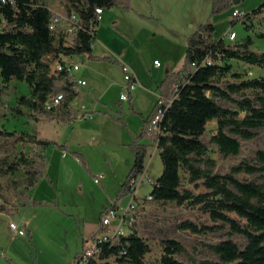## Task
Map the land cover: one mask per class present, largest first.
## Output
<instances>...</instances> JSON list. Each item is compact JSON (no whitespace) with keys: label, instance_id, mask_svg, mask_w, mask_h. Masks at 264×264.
<instances>
[{"label":"trees","instance_id":"1","mask_svg":"<svg viewBox=\"0 0 264 264\" xmlns=\"http://www.w3.org/2000/svg\"><path fill=\"white\" fill-rule=\"evenodd\" d=\"M130 1L65 0L61 10L66 14L75 11L81 25L67 43L60 31L49 28L52 13L42 0H0V14L6 22V27L0 30V77L4 83L18 79L29 86V92L17 97L12 110L25 113L22 109L25 106L30 110L29 115L36 119L72 120L74 116L69 103L77 94L78 84L74 76L65 70L51 72L46 55L58 52L86 54L89 59L113 62L110 56L91 53L92 36L88 30L92 23H99L96 7L109 9L116 6L129 11ZM212 3L216 11L232 7L233 0H213ZM262 11L264 3L245 13V16L250 19ZM245 26L249 27L248 24ZM214 32L211 23H202L187 36L182 67L164 77L159 85V98L145 119L147 123L153 116L159 100L163 103L171 100L160 121V131L149 136L151 141L156 142L162 162V172L151 181L149 194L152 200L173 201L178 206L208 217L207 222L180 221L178 229L195 234L225 230L228 236L238 235L244 241L241 245L228 237L210 243L207 246L217 260L206 259L192 264H264V185L248 177L252 174L264 176V150L256 151V162L243 159L232 164L228 171L218 170L216 159L208 152L209 143L216 146L223 157L236 155L242 140L256 137L255 129L264 126V77L242 78L240 72L232 71L235 81L220 85L216 80V77L231 70V64L222 63L223 60L237 59L264 68V52L250 48L249 36L240 43L229 45L221 37L214 39ZM258 35L264 37V32ZM207 56L212 62L202 65ZM193 63L195 68L191 67ZM172 83L176 88L170 91ZM244 88L258 91L254 97L244 94L235 96ZM58 92L64 95L58 108L55 111L45 110L46 98ZM219 99L229 100L235 109L222 106ZM129 111L136 113L132 104ZM240 111L242 115H239ZM213 119L216 120V130L207 143L202 136L206 123ZM116 120L121 121L118 116ZM10 134L0 129V136ZM145 135L144 126L134 141L128 144L133 164L108 207L117 209V201L133 192L135 180L144 172V159L150 145L140 141ZM19 140L31 143L34 148L30 155L21 152L8 162L9 171L22 169L24 172L20 179L10 181L17 201L13 206L14 213L28 203L35 206L41 204V201L30 199L26 191L34 187L45 172L44 149L57 144L55 140L41 137L39 131L24 133ZM73 154L87 170L83 155L78 152ZM20 186H24V190H20ZM9 210L6 204H0V212ZM163 243V253L156 264H185L175 256L184 251L182 242L169 238ZM148 251L146 240L131 227L129 233L103 242L98 256L89 258L84 264H143ZM79 255L80 252L76 253L70 264H75Z\"/></svg>","mask_w":264,"mask_h":264},{"label":"rangeland","instance_id":"2","mask_svg":"<svg viewBox=\"0 0 264 264\" xmlns=\"http://www.w3.org/2000/svg\"><path fill=\"white\" fill-rule=\"evenodd\" d=\"M42 1L55 10H61L65 4V0ZM212 2L213 0H151L150 3L148 0H132L133 10L129 12L114 6V11L102 14L101 24L105 23L113 30L118 27L122 34L117 30L116 32L127 41L126 44L116 49L111 48L114 52L111 56L116 59L123 56L126 49L132 48L131 60L124 58V62H130L132 68L140 69L146 76L142 77L133 91L141 94L137 105L142 112L146 111L155 97L151 87L153 82L167 69L176 71L182 64L186 36L193 32L199 24L211 23L215 29L214 39L222 37L223 33L229 29L234 30L235 40L223 37V42L229 45L240 43L249 36L251 38L250 48L256 52H264V37L258 35L264 32V11L251 16L250 19L244 16L233 20L231 16L234 8L248 13L264 3V0H240L228 9L216 11ZM135 11L146 15L152 14L155 18L142 19L136 15ZM245 24L249 27L247 28ZM5 27L6 22L0 14V30ZM101 51L102 53L107 52L102 43L94 41L93 52L100 53ZM154 56L161 59L163 64L161 67L152 65ZM78 62L80 71L77 75L80 76L83 71L91 74L96 79L97 86L107 91V99L113 101V96L120 92L123 82L121 64H109V67L90 69L87 67V58L84 55L78 57ZM224 62L231 64V70L216 77L220 85L236 80L231 76L232 71L240 72L242 78L264 77V68L256 65L246 64L237 59H227L222 61ZM81 89L85 91L89 87L87 89V86L81 85ZM0 90V129L11 133L8 136H0V204H6L10 208L7 211L9 215L13 214V206L17 203L10 181L20 179L24 176V172L22 169L16 172L9 171L8 162L19 156L21 152L30 155L34 148L31 143L19 140V136L24 133L31 134L34 131H40L44 138L65 142L70 148L80 147L94 172L97 175L104 173L103 189L100 183L86 176L71 157L62 156L48 149L44 156L48 162L49 175L53 179V184L41 180L36 186L38 188L35 193L36 198L43 200L45 204V210L41 212L44 219L42 218L40 222H32L36 246L30 245L28 237L26 242L24 235H13L6 227L3 218H0V246L5 250L7 257L12 259V263L5 258L3 262L6 264H35L38 260L41 264H58L57 260L63 258L67 250L81 248V234L78 231L76 233L70 223L59 217L57 207L55 211L52 210L54 201H57L61 209H66L83 222V233L93 231L98 212L115 196L116 184L124 169L129 165V156L120 144L125 137L119 127L97 118L85 122L76 121L73 124H63L56 120L36 119L29 115L30 110L25 106L22 107L25 113L15 112L12 107L16 105L17 97L29 92V86L23 80L12 79L4 83L0 77ZM257 91V89L244 88L235 96L244 94L254 97ZM87 94L86 101L88 105H92L93 97L90 93ZM218 101L224 107L235 109L229 100L219 99ZM111 105L114 106L113 102ZM108 110L111 111L110 108ZM242 114L243 112L240 111L239 115ZM215 130L216 120L208 121L202 139L208 143ZM255 131L257 136L242 140L241 149L236 155L223 157L218 153L216 146L208 143V152L216 159L218 170L228 171L232 164L243 159L257 161L256 151L264 150V126ZM105 157L109 159L111 167L105 161ZM144 163V175H139L135 182V203L140 205L136 211V221L132 225V228L146 240L149 246V251L143 258V264L159 262L163 253V241L169 238L182 242L185 249L175 256L185 264L206 259L217 260V256L207 245L228 237L243 245L244 241L241 236H228L225 230L195 234L188 230L178 229L177 224L180 221L191 219L197 222H207L208 217L196 210L178 206L173 201L145 200V196L152 189L151 181H154L162 172V162L157 147L148 148ZM248 177L264 185V176L252 174ZM19 189L24 190V186H20ZM132 194L133 192L128 197L126 196L127 198H121L124 199L121 202L122 206L130 197L132 198ZM21 213L30 219L35 216V212L31 210L26 213L21 211ZM1 217L5 218V216ZM129 231L130 228H125L124 233L127 234Z\"/></svg>","mask_w":264,"mask_h":264},{"label":"crops","instance_id":"3","mask_svg":"<svg viewBox=\"0 0 264 264\" xmlns=\"http://www.w3.org/2000/svg\"><path fill=\"white\" fill-rule=\"evenodd\" d=\"M130 2H131V9L129 11L133 10L132 0ZM148 2L151 3V0H148ZM114 10L115 9L113 7L109 8V9H105V8L103 9V11L100 15L99 23L97 24L96 30H95L94 41H99L100 43H102L103 47L107 50L108 53L107 52L102 53V51L100 53H94L93 52L94 42L91 46V53L93 55H95V56H110L114 61L109 62L106 60L89 59L86 54L74 55L73 58H74V61L79 64L78 57L81 55H84L87 58V62H86L87 67L90 69H96L98 67H109L110 66L109 64H112V65L113 64H116V65L121 64L122 65L123 63H126L127 65H129L131 67V69L133 70L134 81H135L134 87L129 90V93H128L129 99L123 100L120 98V93H121V91H123L125 89V86H126V81L123 79V73L122 72L121 73H122V81L123 82H122V85L120 87V92L118 94L116 93L113 96V98H114L113 101H109L107 99V91H105L104 88L97 86L96 79L91 74H89L86 71H83V73L80 76L77 75L78 71H80V64H79V68H78V70L75 71L74 75L77 79L84 80L85 84H79L76 86L77 94L69 103V109L71 110V113L73 114L74 118L72 120H70L69 122H62L59 120H56V121L61 122L63 124H73L76 121H78V122L84 121L85 122L87 120H95V118H97V119L104 120L111 125H116L117 127H119V129L121 130V132L123 133V135L125 137V139L120 144L122 145L123 149L127 152V155L129 156L130 162H129V165L124 169L123 173L121 174V176H120V178L116 184V187H115V189L117 190V192L115 194V196H116L120 187H121V184L125 180V177L127 176L128 172H129V170L133 164V155L131 154V152L128 148V144H130L134 141L135 137H137L141 133V130L144 126H145V131H146L145 119L150 114V112L153 109L156 101L159 98V94H160L159 85L166 75H168L172 72H176L182 67L183 62H184L185 51H184V55H183L182 64L180 65V67L176 71H168V69H167L164 74H161L159 76V78L153 82V85L151 87L154 90L155 97L152 99L151 105L146 109V111L142 112L141 110L138 109V105H137L138 102L140 101L139 97L141 94L139 92L134 93L133 91L135 90L136 84L138 82H140V80H142V77H146V76L144 73H142L140 71V69L132 68V65L130 64V62L129 63L124 62V58L129 60V61L131 60V56L133 53L132 48L126 49L123 52V56H120L116 59L113 56H111V54H114V52L112 51L111 48L116 49V47L126 44L127 41L118 32H116V30H117L122 34V31H120V29L118 27H115V30H113V29L108 28V26L105 23L101 24L102 14L105 15V14H108V13L114 11ZM129 11H126V12H129ZM135 13L138 17H140L142 19L154 17L152 14L146 15V14L138 12V11H135ZM153 34H154V32H153ZM184 36H186V35H184ZM187 36H186V39H187ZM98 37H99V40H98ZM186 39H185V42H186ZM185 50H186V48H185ZM154 60H158L159 64H154L153 63ZM152 65L154 67H161L163 64H162L161 59L154 56L152 59ZM150 68H151V65L149 66V69ZM81 85H85V86H87V89H88V87H89V89L83 91L81 89ZM174 86H175V83H172L171 87H170V91L172 90V88ZM98 87L100 90L98 89ZM110 88H112V86H110ZM87 93H90V95L93 97L92 105H88V103L86 101L88 99ZM112 102H113L114 106L111 105ZM130 104H132V107L136 111V113L129 111V105ZM108 108H110L111 111H109ZM82 112H92V114L90 116L80 118L79 114ZM116 116H118L121 121L116 120ZM39 133L41 136L40 131H39ZM151 135H152V133H148L146 131V135L140 139L141 142L150 144L148 146V148L151 146L156 147V142L151 141L149 138V136H151ZM48 139H51V138H48ZM51 140H55V139H51ZM55 141L57 142V144L48 145L44 149L43 152L45 153V151L49 149V150H53V151L60 153L62 156L71 157V159L73 161H75V163H77L78 166H80V169L82 170V172L86 176L90 177L93 181L100 183L101 187L104 189V182H102V179H104V173L101 172L100 174L97 175L94 172L91 165L89 164L87 157L85 156V154L83 153V151L80 147L74 146V148H70V146H68L65 142H59L57 140H55ZM60 145H64L65 148L61 147ZM148 148H147V150H148ZM73 152H78V153L83 155V157L85 159L87 170L82 166L80 160L73 154ZM105 161L108 163L109 167H111V163L107 157H105ZM144 162H145V159H144ZM45 165H46L45 172L41 176L39 181L36 183V185L34 187H32L31 189L26 191V193L28 194L30 199H36L38 201H41V204L35 206V205H31L30 203H28L26 206L20 207L18 209V211L16 212L18 217H19V221H15V222L18 223V226L20 228H23L25 230V233L23 234L25 236L24 238L27 242V237H28V240L30 241V245H32V246L33 245L36 246V241L34 239V233H33V229H32V222L33 221H36V222L42 221L44 219V216L42 215L41 212L45 210V207H44L45 204H44L43 200L36 198L37 195L35 193L37 192L36 189H38L36 186L38 183L41 182V180L42 181L46 180L47 183L53 184V179L49 175L48 162L46 161V157H45ZM140 175H144V173H142ZM95 178H97L98 180L96 181ZM135 182H136V180H135ZM133 194L136 196V185H134ZM115 196L112 198V200H110L103 207V209H101L98 212L96 225H95L94 230L93 231H87L85 233L82 232V228L84 227L83 222L81 220H79V218L76 215L72 214L71 212L67 211L66 209L65 210L61 209L59 207L57 201H54V203H53L54 209H52V210L55 211V207H57V209L59 210L57 212L59 217L61 219L65 220L66 222L70 223V225L73 227V230L76 233L78 231L81 234V237H80L81 248L76 247L74 249L67 250L66 255L63 258H60L57 260L58 264H70L72 262L74 255L81 251L84 240L86 238L93 236L96 232L99 231V229H100V216H101L102 212L111 204V202L114 200ZM127 197H128V195H127ZM127 197L125 196L124 198H127ZM130 199H131V197H130ZM130 199L125 202V204L123 205L124 207L127 203H129ZM123 200L124 199H119L116 203L117 204V210L119 212H121L122 208H124L121 205V202ZM139 205L140 204H138V207H139ZM30 210L35 212L34 213L35 216L33 219H30V218L26 217L25 215H22V213H21V211H23V213H26L27 211H30ZM13 214H14V212H13ZM13 214L9 215L5 211L0 212V218L1 219L3 218L5 224L7 225L6 226L7 228H8V222L11 219H14ZM1 216H5V218L1 217ZM81 218H82V215H81ZM8 230H10V229L8 228ZM15 236H17V235H15ZM4 251L5 250L3 249V247L0 246V264H6L5 262H3L4 258L7 261H9V263H12V259L7 257V255ZM35 264H41V263L37 260V261H35Z\"/></svg>","mask_w":264,"mask_h":264},{"label":"built area","instance_id":"4","mask_svg":"<svg viewBox=\"0 0 264 264\" xmlns=\"http://www.w3.org/2000/svg\"><path fill=\"white\" fill-rule=\"evenodd\" d=\"M48 8L52 13L49 22V28L54 31H60L64 36L65 41L69 43L72 40L73 35H75L79 28H81L78 14L75 11H71L69 14H66L62 10H55L50 8L49 6ZM95 11L97 13V18L99 21L103 8L96 7ZM231 16L233 19H239L244 17L245 13L240 11L238 8H234L231 11ZM96 26L97 23H92L88 30V32L92 36L91 46L94 42ZM224 36H226L229 40H235L236 32L232 29H229L223 33V36L221 38L223 39ZM73 56L74 55H67L62 52H58L54 55L47 54L46 59L50 64L51 72L56 73L58 71L65 70L69 75L74 76L78 85L85 84L84 80L77 79L74 75L75 71L79 68V64L74 61ZM211 62V57L207 56L202 60L201 64L205 65L210 64ZM153 63L159 64V61L154 60ZM191 67L195 68V63H193ZM121 70L123 73V79L126 81V86L125 89L121 91L120 98L123 100H127L129 90L134 87L135 81L132 80L134 74L131 67L126 63H123L121 65ZM174 88L176 87L174 86ZM63 99L64 95L62 92L49 95L44 102L45 110L55 111L58 108L59 104L63 101ZM170 102L171 100H169L167 103H163L162 100H159V104L156 108L155 113L146 123V131L148 133H157L160 131V121L162 119L164 110ZM91 114V112H82L79 114V117L84 118L86 116H90ZM95 180L97 181L98 179L95 178ZM144 199L150 200L152 199V196L150 194H147ZM137 208L138 203H135L134 194L132 195L129 203L124 208H122L121 212H119L115 208L107 207L100 216L99 231L95 235L84 240L79 258L77 259L75 264H84L89 258L97 257L101 251V245L103 242H109L117 238L118 235L125 234V228H131L136 221ZM8 228L14 235L17 236L23 235L25 233V230L23 228H20L18 226V223H16L14 219H11L8 222Z\"/></svg>","mask_w":264,"mask_h":264},{"label":"water","instance_id":"5","mask_svg":"<svg viewBox=\"0 0 264 264\" xmlns=\"http://www.w3.org/2000/svg\"><path fill=\"white\" fill-rule=\"evenodd\" d=\"M239 1H240V0H233V3H237V2H239ZM13 218H14L15 221H19V217H18L17 213H14Z\"/></svg>","mask_w":264,"mask_h":264}]
</instances>
